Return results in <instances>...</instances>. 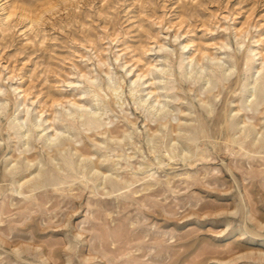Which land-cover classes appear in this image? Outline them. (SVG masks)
<instances>
[{
    "label": "rangeland",
    "instance_id": "obj_1",
    "mask_svg": "<svg viewBox=\"0 0 264 264\" xmlns=\"http://www.w3.org/2000/svg\"><path fill=\"white\" fill-rule=\"evenodd\" d=\"M263 56L264 0H0V264H264Z\"/></svg>",
    "mask_w": 264,
    "mask_h": 264
},
{
    "label": "bare ground",
    "instance_id": "obj_2",
    "mask_svg": "<svg viewBox=\"0 0 264 264\" xmlns=\"http://www.w3.org/2000/svg\"><path fill=\"white\" fill-rule=\"evenodd\" d=\"M179 34V33H178ZM178 34H176L175 35V38L176 39H178V37H179V35ZM242 43V42H241ZM228 46V44L226 43L222 48H225V47H227ZM163 48H165V45H162V46H160V48H159V51H161ZM184 49H187V48H189V45H184V47H183ZM255 49H253L251 52L252 53H255ZM260 53H255V55L254 56H257V55H259ZM208 57V56H207ZM210 57H212V56H210ZM264 57V56H263ZM262 57V63H261V68H259L258 69V73L260 74V76L256 79V83L255 84H257L259 81H261V80H264V58ZM254 59V58H253ZM117 60H119V59H117ZM259 60H261V59H259ZM211 61L213 62V61H217V62H219V61H221V58H219V57H215V58H211ZM192 62H193V59L188 63V65H190V67L192 68L191 69V73H193V71H194V66H193V64H192ZM217 67H221L222 68V66L223 65H221L220 63H214ZM125 67V66H124ZM183 69L184 68H186V71H188L187 70V66H185L184 65V63L182 64V66H181ZM252 68H254V66L252 65ZM155 69H157V70H159V68L157 67V66H155ZM201 69L202 70H204L205 69V67L202 65L201 66ZM133 70V69H132ZM131 71V70H130ZM161 73H163V74H165L166 73V70H165V68L164 67H162L160 70H159ZM223 71H227V70H223ZM132 72V71H131ZM131 72H129L128 71V73H131ZM108 73V72H107ZM157 73V72H156ZM150 75H154V70H151V72H150ZM142 77H146V76H144V75H139L138 74V77H136L137 79L135 80V84L137 85V83H138V85L136 86V88L134 89V91H133V93H135L133 96H136L137 95V93H141V92H145L146 90L143 88V89H140L141 87H142V85L143 84H140L139 83V81L142 79ZM148 77V76H147ZM154 77V76H153ZM156 77V76H155ZM89 78V77H88ZM87 78V79H88ZM154 79H156V78H154ZM157 79H158V77H157ZM211 79L212 78H208V83H211ZM160 81H161V79H160ZM159 81V82H160ZM69 83H71V82H69ZM149 83V82H148ZM161 83V82H160ZM71 84H73V83H71ZM150 86H156V88L157 89H160V87L159 86H157V83H156V81L155 82H150V84L148 85V87H146V88H150ZM163 87V86H162ZM16 90L18 89V88H15ZM153 89H154V87H153ZM166 88L164 87V90H165ZM19 90H21V89H19ZM163 90V89H162ZM260 90V89H259ZM259 90H258V86H256L255 87V93L253 94V96L254 97H256V99H257V97H258V93H259ZM1 91V90H0ZM2 92V91H1ZM21 92V91H20ZM141 96V95H140ZM147 96H150L151 98H153L154 99V103H156V104H158L159 105V107L157 106L156 107V105L154 104V103H149L148 105H149V108L148 109H155L157 112H164V110L167 108V106H168V101H164V102H162L160 99L162 98V97H168V96H164V95H162L161 93H158V92H156V91H153V90H150L148 93H147ZM138 97V96H137ZM26 99H25V101H24V104H25V106L27 107V108H25L26 109V111H25V113H26V116H27V118H26V120L24 119V120H21L20 118H15V120L17 121V125H16V127L18 128V130L20 131H18V133L20 134V136H21V139H23V141H25L24 143L26 144V145H29L30 144V139L34 136V134H38V135H40L41 137H42V139H44L45 140V144L47 145V146H50V145H52L53 143H55V142H58V141H60L61 143L62 142H64V141H66V140H69V139H67L66 138V136H64V135H66L65 133V131H63L60 127H59V125H61L65 120L68 122V120H70V118L71 117H74L73 115H74V112L73 111H70L69 110V108H67V106H63V104L62 103H56L55 105H57V107H58V105L60 104V107L62 106V108H64V109H66L67 111H69V113L68 114H66V119H60V118H57V116H54V120H49L48 118H43V115H44V113L41 111L40 113H41V115H40V113L38 114L39 116H34L33 115V111L35 110V109H33L32 111H31V109H30V107H28V105L26 104ZM141 102L142 103H144V105L148 102V100L147 99H145V98H143V97H141ZM170 103V102H169ZM74 107H76V108H83L84 110H85V108L87 109L88 107L85 105V104H83V105H81V104H79V103H76V102H74V103H71ZM139 104H140V102H139ZM182 105V104H181ZM75 109V108H74ZM82 109V110H83ZM89 109V108H88ZM88 109H87V111H88ZM65 110V111H66ZM35 111H37V110H35ZM93 111V110H92ZM242 110L240 109V110H238V112H237V115H239L240 114V112H241ZM55 112H56V114H59V113H61V112H59V111H56L55 110ZM79 112V111H78ZM77 111L75 112V113H78ZM97 113V112H96ZM95 112L93 113V112H90V113H88V112H86V111H83L82 113H80V116H85L86 114H92L93 116L91 117L90 116V119H89V121H88V125L89 126H91V125H97L98 124V126L97 127H100V125H99V123H98V120H99V118H100V114L98 115V114H96ZM55 114V115H56ZM61 115V114H60ZM77 115V114H76ZM97 115L99 116V117H97ZM262 115V114H261ZM62 116V115H61ZM78 116V115H77ZM79 116V117H80ZM89 116V115H88ZM88 116H87V118H88ZM76 117V116H75ZM79 117H77V118H79ZM74 120V119H73ZM52 123V124H51ZM65 123V122H64ZM167 125V124H166ZM219 126V125H218ZM256 126V128H257V125H255ZM26 129V130H25ZM252 129V128H251ZM259 129V128H258ZM102 132V131H101ZM251 133L252 134H255V129H252L251 130ZM261 134V133H260ZM110 135V134H109ZM253 142V141H252ZM251 142V143H252ZM247 144H248V142H247ZM256 144V143H255ZM72 145V143H70L69 144V146H71ZM249 145V144H248ZM252 145V144H251ZM250 146V145H249ZM255 146V145H254ZM251 147V146H250ZM60 151V150H59ZM29 152V151H28ZM28 152L27 151H23V155H24V158H23V165H25L24 167L26 168V170H24L23 171V173H25V172H28V171H31L32 170V168H34V167H36V170H37V168L39 167V165H40V163L38 164H36V163H34V161L33 160H29V154H28ZM79 157H83V155H79ZM56 157H51L50 159H51V161H53L54 159H55ZM84 161H85V164H86V167L87 168H89L90 170H94V169H97L98 167L96 166L97 165V163H95V162H93L92 161V159L91 158H87V159H83ZM36 161V160H35ZM25 162H26V164H25ZM104 163V162H103ZM102 163V164H103ZM68 164H70V162H68ZM15 165H17V164H15ZM106 166V165H105ZM101 167H103V165H101ZM39 169V168H38ZM98 169H100V168H98ZM96 170V172H95V174L97 175V176H102V175H105L104 174V172L103 173H101L99 170ZM40 170V169H39ZM37 176L38 177H43V179H48L49 177L48 176H46V173H44L42 170H40L39 171V173L35 176V178H37ZM99 176V177H100ZM51 178V177H50ZM105 178V177H104ZM36 180H38V179H36ZM39 181H41V180H39ZM27 183H32V182H30V181H28ZM40 183V182H39ZM38 183H36V182H33L32 184H31V187H33L34 188V190H35V188H39L38 187V185H37ZM28 186V185H27ZM263 257H264V253H263Z\"/></svg>",
    "mask_w": 264,
    "mask_h": 264
}]
</instances>
